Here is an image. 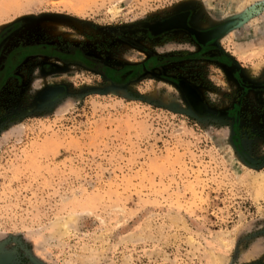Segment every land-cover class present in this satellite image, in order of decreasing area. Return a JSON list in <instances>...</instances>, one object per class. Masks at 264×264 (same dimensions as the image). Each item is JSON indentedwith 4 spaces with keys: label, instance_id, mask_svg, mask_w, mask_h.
I'll list each match as a JSON object with an SVG mask.
<instances>
[{
    "label": "rangeland",
    "instance_id": "1",
    "mask_svg": "<svg viewBox=\"0 0 264 264\" xmlns=\"http://www.w3.org/2000/svg\"><path fill=\"white\" fill-rule=\"evenodd\" d=\"M10 54L0 264H264V0H0Z\"/></svg>",
    "mask_w": 264,
    "mask_h": 264
},
{
    "label": "flooded vegetation",
    "instance_id": "2",
    "mask_svg": "<svg viewBox=\"0 0 264 264\" xmlns=\"http://www.w3.org/2000/svg\"><path fill=\"white\" fill-rule=\"evenodd\" d=\"M189 17L190 16L188 12L182 11L168 18L160 20L155 29V37L161 38V36L165 33L173 32L176 30H183L188 34L191 40H193L198 45L200 54L209 51L208 49L213 47L214 41L219 37L220 33L217 31L219 27L208 28L206 30H197L192 25H190ZM17 49L19 50H15L14 53L21 51L26 52L29 50V48H23L22 50H20L21 48ZM14 55L15 54H10L5 60L2 72L0 73V76L2 77L1 79H3V77L6 76V74H8L10 70H12L14 62H11V59ZM213 59L217 62H220V64H222L226 70H234V75L237 74V69L233 68V65L231 64L227 56L219 53ZM49 93L52 94V89L48 91V94ZM238 104L239 102H237L235 105L238 107Z\"/></svg>",
    "mask_w": 264,
    "mask_h": 264
},
{
    "label": "bare ground",
    "instance_id": "3",
    "mask_svg": "<svg viewBox=\"0 0 264 264\" xmlns=\"http://www.w3.org/2000/svg\"><path fill=\"white\" fill-rule=\"evenodd\" d=\"M260 180H261L260 183H259L260 194L264 197V175H261V179Z\"/></svg>",
    "mask_w": 264,
    "mask_h": 264
},
{
    "label": "water",
    "instance_id": "4",
    "mask_svg": "<svg viewBox=\"0 0 264 264\" xmlns=\"http://www.w3.org/2000/svg\"><path fill=\"white\" fill-rule=\"evenodd\" d=\"M228 26H229V24H227V25H223V26H220V27L218 28V29H220L218 32H219V33L223 32ZM55 90H56V89H53V90H52V93H54Z\"/></svg>",
    "mask_w": 264,
    "mask_h": 264
}]
</instances>
